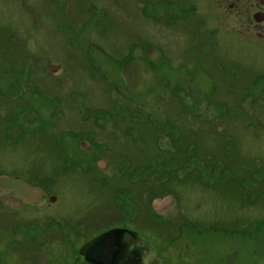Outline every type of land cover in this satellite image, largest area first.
Listing matches in <instances>:
<instances>
[{"label":"rangeland","instance_id":"rangeland-1","mask_svg":"<svg viewBox=\"0 0 264 264\" xmlns=\"http://www.w3.org/2000/svg\"><path fill=\"white\" fill-rule=\"evenodd\" d=\"M257 8L0 0V175L57 197L0 194V264H69L115 227L139 264H264Z\"/></svg>","mask_w":264,"mask_h":264},{"label":"water","instance_id":"water-1","mask_svg":"<svg viewBox=\"0 0 264 264\" xmlns=\"http://www.w3.org/2000/svg\"><path fill=\"white\" fill-rule=\"evenodd\" d=\"M259 17V16H258ZM256 17L257 21H262L260 17ZM51 71H57L58 67L49 65ZM104 166L103 163L100 164ZM0 193H11L17 200H21L25 204H38L44 198L42 188L32 186L25 180L17 177L0 175ZM54 200V198H52ZM123 230L106 231L90 242L86 243L79 251L85 261L91 264H113L122 250L121 239Z\"/></svg>","mask_w":264,"mask_h":264},{"label":"flooded vegetation","instance_id":"flooded-vegetation-1","mask_svg":"<svg viewBox=\"0 0 264 264\" xmlns=\"http://www.w3.org/2000/svg\"><path fill=\"white\" fill-rule=\"evenodd\" d=\"M224 3H226L228 0H222ZM256 3H257V10L253 13V19L254 21L257 23V24H260L262 25V28H263V31H264V0H255ZM260 17L261 19H263L262 21H257L256 20V17ZM258 17V18H259ZM103 163L104 166L101 167L100 164ZM97 167L100 168L101 170L102 169H105L107 167V163L106 161L104 160H99L97 162ZM15 177V176H14ZM19 178V177H17ZM21 180H25L26 182H28L30 185L32 186H38L40 188H42L43 190V195H44V198L41 200L40 203L46 201V200H49L51 202H56L57 201V197H54V196H50V193L47 189H44L42 186L40 185H34L33 183H31L30 181H28L27 179L25 178H21ZM1 194V193H0ZM8 194H11V193H8ZM14 196V194H11ZM15 198V197H14ZM52 198H54V200H52ZM16 199V198H15ZM17 200V199H16ZM19 201V200H18ZM20 202V206H23V207H35L37 205H39L40 203L38 204H33V205H29V204H25L23 203L21 200L19 201ZM114 230H123V235H122V239H121V246H122V250L121 252L119 253V255L117 256V258L114 260L113 264H139V261H141L143 259V250L142 248H139V247H136L135 245V240L137 239V235L136 233L132 232V231H129L128 229H125V228H118V227H115V228H112ZM112 229H109V230H112ZM109 230H106V231H109ZM104 231V232H106ZM104 232H101L100 234L104 233ZM100 234H98L97 236H99ZM96 236V237H97ZM94 239V238H93ZM88 243V242H87ZM82 248V247H81ZM80 248V249H81ZM79 249V251H80ZM77 258L76 260L74 261L71 260L70 258V262L69 264H91L87 261H85V259L79 255V252L77 254Z\"/></svg>","mask_w":264,"mask_h":264}]
</instances>
